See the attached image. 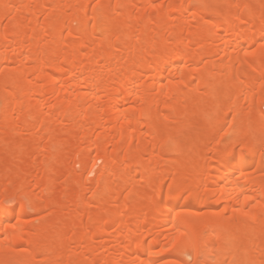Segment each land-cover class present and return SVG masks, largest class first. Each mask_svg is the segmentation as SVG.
I'll return each mask as SVG.
<instances>
[{
	"label": "bare ground",
	"instance_id": "6f19581e",
	"mask_svg": "<svg viewBox=\"0 0 264 264\" xmlns=\"http://www.w3.org/2000/svg\"><path fill=\"white\" fill-rule=\"evenodd\" d=\"M0 264H264V0H0Z\"/></svg>",
	"mask_w": 264,
	"mask_h": 264
}]
</instances>
